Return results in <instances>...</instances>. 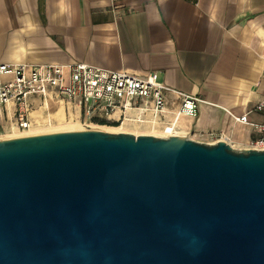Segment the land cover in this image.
I'll return each instance as SVG.
<instances>
[{"label": "water", "instance_id": "1", "mask_svg": "<svg viewBox=\"0 0 264 264\" xmlns=\"http://www.w3.org/2000/svg\"><path fill=\"white\" fill-rule=\"evenodd\" d=\"M0 264H264V150L99 128L1 137Z\"/></svg>", "mask_w": 264, "mask_h": 264}, {"label": "crops", "instance_id": "2", "mask_svg": "<svg viewBox=\"0 0 264 264\" xmlns=\"http://www.w3.org/2000/svg\"><path fill=\"white\" fill-rule=\"evenodd\" d=\"M79 62L160 73L168 87L198 97V114L181 116L176 134L236 149L261 136L253 124L264 120V0H0V64ZM32 101L31 129L60 123L62 106L81 117L66 103ZM166 102L173 120L181 100L169 92ZM244 114L250 123L237 121ZM13 115H1L0 137L18 130Z\"/></svg>", "mask_w": 264, "mask_h": 264}, {"label": "built area", "instance_id": "3", "mask_svg": "<svg viewBox=\"0 0 264 264\" xmlns=\"http://www.w3.org/2000/svg\"><path fill=\"white\" fill-rule=\"evenodd\" d=\"M116 1V0H114ZM0 118L14 111L13 123L19 131L33 127L30 118L36 106L33 98H40L42 106L68 104L81 110L79 122L88 127L95 119H103L119 126L159 128L168 136L176 134L178 119L198 114L201 100L180 90L168 87L160 73L139 76L129 72L104 69L86 63L76 64H0ZM172 92L181 100L173 120H167L166 93ZM264 118V102L257 106ZM237 121L250 123L244 114ZM261 136L251 148L264 150V120L253 124Z\"/></svg>", "mask_w": 264, "mask_h": 264}, {"label": "bare ground", "instance_id": "4", "mask_svg": "<svg viewBox=\"0 0 264 264\" xmlns=\"http://www.w3.org/2000/svg\"><path fill=\"white\" fill-rule=\"evenodd\" d=\"M57 118L61 121V123H63V120L65 119V111H64V108L61 107L60 108V111L56 114ZM127 124V123H126ZM128 125V124H127ZM81 127L80 124L78 123H71V124H65V125H60V126H56V127H49V128H33V129H30V130H27V131H19V130H15L13 131L12 133H8L6 134V137H17L19 135H33V133H49L50 131H59V130H65V129H79ZM89 128H99V129H104V130H107V131H115V132H133L135 134H138L140 132L136 131V130H132V129H128L125 124L122 125V126H108V125H91ZM142 132H149L153 135H156V136H168L165 132L163 131H157V130H145V131H142ZM178 134H181L180 132H177ZM184 134V133H183Z\"/></svg>", "mask_w": 264, "mask_h": 264}, {"label": "rangeland", "instance_id": "5", "mask_svg": "<svg viewBox=\"0 0 264 264\" xmlns=\"http://www.w3.org/2000/svg\"><path fill=\"white\" fill-rule=\"evenodd\" d=\"M63 107V106H62ZM64 108V107H63ZM60 121V120H59ZM71 123H78V124H80L81 125V127L79 128V129H65V130H80L81 128H89L91 125H89L88 127H86V126H84L83 124H81L80 122H79V120L77 121L76 119H75V117H74V115L73 114H68V116L66 117V114H65V119L63 120V123H61V121H60V123H57V124H55V125H51V126H49V127H56V126H60V125H65V124H71ZM95 125L97 126V125H108V126H113V125H110V124H101V123H95ZM115 126H119V125H115ZM125 126L129 129H132V130H136V131H138V132H140V133H138V134H135V135H139V134H143L144 132H142V131H145V130H149V129H143V127L142 128H138V127H134V126H131V125H127V124H125ZM45 128V127H44ZM47 129V128H46ZM65 130H59V131H65ZM131 132V131H130ZM127 133H129V132H127ZM131 133H133V132H131ZM8 134V133H7ZM10 134V133H9ZM1 137H6V134H4L3 136H1ZM0 137V138H1Z\"/></svg>", "mask_w": 264, "mask_h": 264}, {"label": "trees", "instance_id": "6", "mask_svg": "<svg viewBox=\"0 0 264 264\" xmlns=\"http://www.w3.org/2000/svg\"><path fill=\"white\" fill-rule=\"evenodd\" d=\"M94 122H96V123L98 122V123H101V124L118 125L116 123H110V122H107L106 120L99 119V118L95 119Z\"/></svg>", "mask_w": 264, "mask_h": 264}]
</instances>
